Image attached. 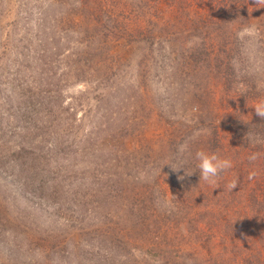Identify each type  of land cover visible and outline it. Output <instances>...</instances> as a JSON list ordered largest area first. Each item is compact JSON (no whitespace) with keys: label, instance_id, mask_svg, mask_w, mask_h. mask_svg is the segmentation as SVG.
<instances>
[{"label":"rangeland","instance_id":"374dc122","mask_svg":"<svg viewBox=\"0 0 264 264\" xmlns=\"http://www.w3.org/2000/svg\"><path fill=\"white\" fill-rule=\"evenodd\" d=\"M261 101L257 0H0V264H264Z\"/></svg>","mask_w":264,"mask_h":264},{"label":"clouds","instance_id":"9594fccd","mask_svg":"<svg viewBox=\"0 0 264 264\" xmlns=\"http://www.w3.org/2000/svg\"><path fill=\"white\" fill-rule=\"evenodd\" d=\"M258 3H264V0H257ZM255 114L264 119V101L257 103L254 106ZM255 157H253L254 159ZM196 159L198 161L197 167L200 171V180L205 182L215 183L216 179L227 169L232 167L231 161L227 159H221L216 154H210L205 151H198L196 153ZM167 165H170L173 170L184 169L183 166H176L174 162H170ZM185 170V169H184ZM186 172V171H185ZM188 174V173H187ZM183 179V177H181ZM237 186V182L234 179L228 187L234 189Z\"/></svg>","mask_w":264,"mask_h":264},{"label":"trees","instance_id":"16d2710c","mask_svg":"<svg viewBox=\"0 0 264 264\" xmlns=\"http://www.w3.org/2000/svg\"><path fill=\"white\" fill-rule=\"evenodd\" d=\"M159 1H163V0H159ZM246 3V2H245ZM100 4V3H99ZM98 8L99 9H102V8H104L105 10H106V12L108 13V9H107V6H105L104 4L103 5H101V6H98ZM109 14V13H108ZM112 17H113V15H108V20L110 19V22L112 23ZM117 18H119V17H117ZM139 23V22H138ZM133 24V22H131V21H129V22H126V21H124V20H122V25H118L116 28H118V29H121V30H124V32H123V35L121 36V37H124V38H126V34L125 33H130V32H126V31H128L127 29H130V27H131V25ZM140 24V26L139 27H141L140 28V30H139V32L140 33H143L144 32V28H145V26L147 25V23H146V21L144 20H142V23H139ZM151 24V22L149 23V25ZM102 27L107 31V33H108V28H109V26H106L105 24L104 25H102ZM115 35V37L117 38V35H116V33H112V34H110V35ZM125 35V36H124ZM133 34H129V36H132ZM154 36L155 35H153V34H151V35H145V37L143 38V42H146V41H150V45H154V42H153V39H154ZM155 38H157V36H155ZM223 231V230H222ZM223 233V232H222Z\"/></svg>","mask_w":264,"mask_h":264}]
</instances>
